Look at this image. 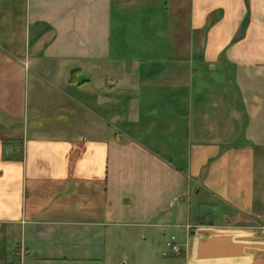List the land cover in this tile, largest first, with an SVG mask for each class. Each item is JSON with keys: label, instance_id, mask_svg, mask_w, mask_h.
I'll return each mask as SVG.
<instances>
[{"label": "crops", "instance_id": "0c3cea01", "mask_svg": "<svg viewBox=\"0 0 264 264\" xmlns=\"http://www.w3.org/2000/svg\"><path fill=\"white\" fill-rule=\"evenodd\" d=\"M0 264H264V0H0Z\"/></svg>", "mask_w": 264, "mask_h": 264}, {"label": "built area", "instance_id": "2783aa9c", "mask_svg": "<svg viewBox=\"0 0 264 264\" xmlns=\"http://www.w3.org/2000/svg\"><path fill=\"white\" fill-rule=\"evenodd\" d=\"M183 254L181 247L176 243V238L171 237L166 241L164 258L178 257Z\"/></svg>", "mask_w": 264, "mask_h": 264}, {"label": "rangeland", "instance_id": "374dc122", "mask_svg": "<svg viewBox=\"0 0 264 264\" xmlns=\"http://www.w3.org/2000/svg\"><path fill=\"white\" fill-rule=\"evenodd\" d=\"M173 233H175L174 235H175V238H177L179 235V232L178 231H175V232H170V234H169V238H171L172 237V235H173ZM164 251H165V247H164V249H163V253H164Z\"/></svg>", "mask_w": 264, "mask_h": 264}]
</instances>
